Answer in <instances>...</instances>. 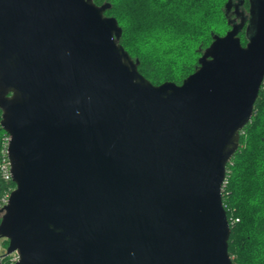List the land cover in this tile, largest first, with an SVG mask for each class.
<instances>
[{"label": "water", "instance_id": "water-1", "mask_svg": "<svg viewBox=\"0 0 264 264\" xmlns=\"http://www.w3.org/2000/svg\"><path fill=\"white\" fill-rule=\"evenodd\" d=\"M109 8L0 0V127L16 186L0 209L6 255L234 264L223 189L264 85V0H251L247 44L242 24L214 34L181 85L139 72Z\"/></svg>", "mask_w": 264, "mask_h": 264}, {"label": "trees", "instance_id": "trees-1", "mask_svg": "<svg viewBox=\"0 0 264 264\" xmlns=\"http://www.w3.org/2000/svg\"><path fill=\"white\" fill-rule=\"evenodd\" d=\"M109 4L105 15L123 29L119 43L154 85L182 82L195 72L214 34L230 30L229 0H93ZM246 12L251 1L246 0ZM245 12V9H243ZM242 44L249 20L242 17ZM2 111L0 110V122ZM5 132L0 129V163ZM240 149L227 168L223 200L231 227L229 253L234 264H264V85L252 122L241 135ZM0 169V197L15 189Z\"/></svg>", "mask_w": 264, "mask_h": 264}, {"label": "built area", "instance_id": "built-area-1", "mask_svg": "<svg viewBox=\"0 0 264 264\" xmlns=\"http://www.w3.org/2000/svg\"><path fill=\"white\" fill-rule=\"evenodd\" d=\"M1 129V127H0ZM6 134V133H5ZM10 137L6 134L4 137V145L2 149V159L0 163V169L3 173V177L6 181H12L11 175V163L8 158V147H9ZM13 182V181H12ZM14 190V189H13ZM12 189H8L1 197H0V209H3L8 205ZM7 250L2 252L0 247V264H18L20 261V256L17 252L6 255Z\"/></svg>", "mask_w": 264, "mask_h": 264}, {"label": "flooded vegetation", "instance_id": "flooded-vegetation-1", "mask_svg": "<svg viewBox=\"0 0 264 264\" xmlns=\"http://www.w3.org/2000/svg\"><path fill=\"white\" fill-rule=\"evenodd\" d=\"M251 1V0H250ZM246 0H232V5L230 6V10L229 13L231 14V16H233L234 13L237 14V16L235 17H231L230 19V25L231 28L235 25V24H242V17H246L247 18V13L246 12ZM243 9H245V12L243 11ZM250 14V12L248 13ZM230 28V30H231ZM2 215H0L1 217Z\"/></svg>", "mask_w": 264, "mask_h": 264}, {"label": "rangeland", "instance_id": "rangeland-1", "mask_svg": "<svg viewBox=\"0 0 264 264\" xmlns=\"http://www.w3.org/2000/svg\"><path fill=\"white\" fill-rule=\"evenodd\" d=\"M248 13H249V12H248ZM248 13H247V19L250 20L251 16H250ZM227 32H228V31H227ZM227 32H226V33H227ZM226 33H225V34H226ZM225 34L220 35V36H224ZM248 35H249V36H248ZM247 37H248V38L251 37V35L249 34V32H248V34H247ZM199 59H200V58H199ZM198 61H199V60H198ZM8 245H9V242H8L7 240H5V239L0 240V247H1V249H2V252H4V251L7 250Z\"/></svg>", "mask_w": 264, "mask_h": 264}]
</instances>
